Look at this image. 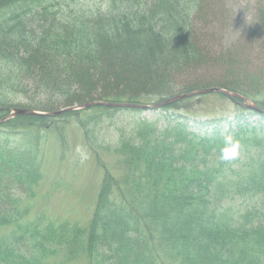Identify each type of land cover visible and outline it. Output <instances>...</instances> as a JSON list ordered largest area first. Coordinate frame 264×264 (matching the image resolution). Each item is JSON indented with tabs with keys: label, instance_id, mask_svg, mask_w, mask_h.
<instances>
[{
	"label": "trees",
	"instance_id": "1",
	"mask_svg": "<svg viewBox=\"0 0 264 264\" xmlns=\"http://www.w3.org/2000/svg\"><path fill=\"white\" fill-rule=\"evenodd\" d=\"M201 1L105 0L103 11L81 0H0V120L18 105L51 112L101 96L150 104L176 95L174 76L206 62L192 32ZM258 18L263 29L264 11ZM119 84L134 90L124 97L92 92ZM223 88L264 110V91ZM181 102L161 109L182 112ZM242 110L227 131L224 117L199 121L205 132L190 131L184 114L160 132L158 122L137 119L134 139L124 136L113 149L128 182L106 172L85 229L26 219L23 211V196L35 195L44 180L39 125L52 117L0 123V228L14 227L0 236V264H53L81 254L92 264H264V114ZM250 115L261 118L249 122ZM34 128L37 151L12 145V133L31 137ZM226 133L241 145L233 163L220 158ZM242 198L251 204H233Z\"/></svg>",
	"mask_w": 264,
	"mask_h": 264
},
{
	"label": "rangeland",
	"instance_id": "2",
	"mask_svg": "<svg viewBox=\"0 0 264 264\" xmlns=\"http://www.w3.org/2000/svg\"><path fill=\"white\" fill-rule=\"evenodd\" d=\"M81 1L87 10L105 11L107 7L105 0ZM199 3L201 6L199 5L200 8L192 17V32L197 44L206 52V62L176 74L175 93H188L183 90L190 86L195 87L194 91L224 86L237 87L253 94L263 92L261 85L264 82V28L260 26L258 17L264 11V0H204ZM133 90L119 84L100 86L92 92L97 95L106 93L111 97H124ZM82 93L85 92L81 91ZM101 97L82 99L72 105L61 106L58 110L78 105L77 103L108 101ZM42 98L44 96L40 95L39 99ZM56 100L63 101L64 98ZM26 101L16 100L23 103ZM181 101L182 112L158 108L137 112L131 108L90 107L94 109L85 108L88 111L71 116L57 115L44 124L38 123L42 135L40 148L43 157L40 159L44 168V180L35 188V195L28 191L22 198L25 200L23 211L26 212V219H42L47 225L53 224L55 227L74 226L73 228L85 229L97 207L106 172H115V180L120 181L119 183L128 182L125 179L128 177V170L120 164L113 149L124 136L134 139L137 119L158 122L157 131L160 132L166 130L169 125L176 126L172 121L176 120L177 114H184L190 117V131L205 132L207 126L198 124L199 121L206 122L215 118L220 120L224 117L227 120L223 122L222 127L227 131L235 127V116L240 115L245 108L214 91ZM14 108L30 109L21 105ZM34 111L42 116L47 113L39 109ZM243 113H247V110ZM260 118L250 115L247 120L253 122ZM261 121L264 122V118ZM84 125L87 127L82 128ZM1 133L0 137L3 139L4 135ZM23 133L22 129H18L10 135L12 145L16 149L33 151L34 148L37 151L38 147L33 144L37 128L33 129V133L30 132L31 137ZM103 161L110 170L104 166ZM233 204H237L238 208H245L251 203L242 198L239 202L236 199ZM13 228H0V236L9 234ZM54 261L53 264H92L83 254L70 260L57 256Z\"/></svg>",
	"mask_w": 264,
	"mask_h": 264
},
{
	"label": "water",
	"instance_id": "3",
	"mask_svg": "<svg viewBox=\"0 0 264 264\" xmlns=\"http://www.w3.org/2000/svg\"><path fill=\"white\" fill-rule=\"evenodd\" d=\"M222 92L223 94L227 95L229 98L231 99H234V97H240V98H244L242 95L238 94V93H234V92H231V91H228L226 89H223V88H220V87H212V88H204V89H200L198 91H194V92H191V93H185V94H180V95H176V96H173L171 98H168V99H165L159 103H156L152 106H145V105H140V104H134V103H116V102H103V101H91V102H88V103H85L81 106H77L78 108H87V107H90V106H96V105H103V106H110V107H130V108H147V107H154V108H157V107H161V106H165V105H169V104H172L174 102H177V101H180V100H183L185 98H188V97H192V96H196V95H200V94H206V93H210V92ZM247 107L251 108V109H254L256 111H259V112H262L264 113L263 110H261L260 108H258L255 104H246ZM72 109H76V107H68V108H65L63 110H58V111H54V112H51V113H44V114H47L49 116H56V115H59L65 111H69V110H72ZM18 114H41L39 112H36L34 110H31V109H20V108H17L15 109V112L10 115V117L12 116H16Z\"/></svg>",
	"mask_w": 264,
	"mask_h": 264
},
{
	"label": "clouds",
	"instance_id": "4",
	"mask_svg": "<svg viewBox=\"0 0 264 264\" xmlns=\"http://www.w3.org/2000/svg\"><path fill=\"white\" fill-rule=\"evenodd\" d=\"M224 146L220 150V158L223 160H233L238 157L240 151L239 141L230 133L223 136Z\"/></svg>",
	"mask_w": 264,
	"mask_h": 264
}]
</instances>
